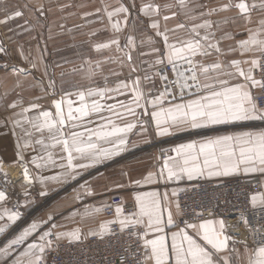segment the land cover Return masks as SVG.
Here are the masks:
<instances>
[{"label":"snow or ice","instance_id":"obj_1","mask_svg":"<svg viewBox=\"0 0 264 264\" xmlns=\"http://www.w3.org/2000/svg\"><path fill=\"white\" fill-rule=\"evenodd\" d=\"M63 7L67 5H61ZM233 10L234 16L221 15ZM35 11L43 16L44 5L40 4ZM134 12L142 13L150 19L149 27L156 37L161 38L163 47H152L150 53L155 59L149 64V68L161 67L151 74L144 70L143 77L136 76L132 79V74L140 70L133 63L132 57L136 42L133 36L127 35L125 43L121 44L119 34L125 29L136 27L138 17ZM164 12L168 14H163ZM254 14L257 16L255 22ZM22 15V10L5 8L0 23L7 24ZM181 15L184 17L183 21L173 28L167 27L170 19ZM213 16H218L219 19H212ZM90 17H95V20ZM83 19L86 24L98 22L102 25V28L89 32V37L96 35L98 31L112 33L107 41L92 45L96 52L114 47L115 51L123 53L124 58L108 56L99 60L87 59L79 68L73 67L67 72L62 70L60 94L51 101L52 110L44 109L36 102L23 107L20 98L7 104V108L20 110L0 119V127H7L8 124L12 126L10 131L16 137L17 148V161L13 163L21 164L27 183L31 184L32 178L25 153L30 149L35 151L36 146L46 155L33 156L31 163L38 168L62 169L55 175L37 177L42 184L55 181L64 185L76 181L78 177L83 178L85 173L90 175L92 171L97 173L93 177L95 180L103 176L98 166L120 156L130 146L137 147L127 138V134L138 126L146 134L150 123L154 124L158 136L219 125H233L239 130L177 144L168 150V153L174 155L162 150L163 164L158 172H149L143 177L147 184L163 180L167 187V182L172 181L187 183L205 177L238 174L247 176L250 173L264 175V127L245 128L241 124L250 121L264 124V0H221L215 6L199 3L198 0H175L174 3L163 5L149 0L142 3L139 9H136L135 0H132L130 6L120 3L119 6L111 7L105 4L94 12H84ZM161 19L165 22L163 27ZM238 19L246 26L253 23L255 26L245 27L246 38L236 41L235 46L222 48L221 42L233 39L235 35L226 31L225 26L236 24ZM82 27L84 25H73L67 31L71 33ZM61 28L63 29V25ZM181 31L187 34L185 38L177 35ZM217 31L222 33L219 38ZM148 42L156 43L151 37ZM0 53L7 55V48L2 42ZM20 54L23 56L22 49ZM213 54L216 59L212 63L196 59ZM228 55L240 58L221 59ZM125 60L129 67V75L125 79H120L121 73L114 70H110L107 75L103 74L104 63L119 62L124 66ZM70 63L72 62L64 61V64ZM85 64L87 69L83 70ZM56 66L63 69V65ZM168 66L176 73V79L169 80L166 72ZM9 67L20 75L29 72L26 68L0 64V68L5 70ZM31 67L35 69L37 64L32 62ZM48 67L45 64L43 68V74L47 77L45 96H57L56 74L54 71L49 74ZM77 74L89 81L88 87L72 79H65L66 76L73 77ZM98 75L102 77V86L94 84ZM109 77H114L116 82L109 85ZM154 77L164 81L163 91L158 94L153 91L154 84L147 92L142 84V81L151 83ZM17 86H20L19 81ZM255 89L259 90V94L254 92ZM7 95V92L4 93L0 100ZM186 96L191 98L186 99ZM42 98L35 97L34 100ZM109 100L115 102L109 103ZM165 102L167 107L164 106ZM32 110H36V114L27 115ZM17 128L20 133L16 132ZM57 148L59 153L54 151ZM38 160L42 163H37ZM4 176L6 179L7 174L4 173ZM132 183L139 186L141 181L134 180ZM80 187L88 196L94 195L89 181H85ZM117 187L124 186L117 184ZM187 191V188L179 187L173 188L170 193L137 191L133 211L125 213L123 204H117L113 218L101 222L97 228H91L86 233L80 227L57 231L60 226L52 224L51 228L39 234L38 239L21 249L37 231L40 223L48 224L53 219L49 215L45 221L31 222L8 240L0 247V256L10 260L11 264H49V255L54 253L51 264H81L71 249L93 238L103 243L105 250L119 264H264V215L256 217L253 223L248 215L250 209L244 207L239 210V218L234 224H227L223 218H207L199 223L186 220L184 226L180 227L177 218L184 215V210L181 208L179 195ZM24 195L27 197V191ZM40 195L46 196L47 192L42 191ZM82 198L79 195L76 197ZM249 199L251 209L258 208L264 213V191L252 194ZM6 200L5 191L0 190V201ZM30 203L25 201L29 206ZM110 207L106 203L85 206L83 213L74 212L72 215L80 214L82 219L91 218ZM0 209V221L5 217L8 221L0 224V233H4L9 224L20 219L22 213L18 202L15 210L6 208L3 204H0ZM200 215L201 213H195V218ZM208 215L212 216V213L209 212ZM241 225L259 238V243L254 248L249 247L247 240L236 239L239 232L229 234L228 229H236ZM173 227L177 230L170 231ZM187 229H192L199 239L189 235ZM63 241H67V244H62ZM62 248L67 250L66 258L60 255ZM0 264H6V261H0ZM103 264H113V260L106 255Z\"/></svg>","mask_w":264,"mask_h":264},{"label":"crops","instance_id":"obj_2","mask_svg":"<svg viewBox=\"0 0 264 264\" xmlns=\"http://www.w3.org/2000/svg\"><path fill=\"white\" fill-rule=\"evenodd\" d=\"M149 0H135L136 9H139L142 3H147ZM153 3L157 4H166V3H174L175 0H152ZM199 3H207L209 6H215L216 3L210 1H200ZM64 5V14H65V35L67 38V47L68 51L73 52L77 50L78 57H73L72 59L69 57L68 61L72 63L68 64L69 70L72 67L79 68L85 60H99L103 59L104 57L112 56V57H120L121 59L124 58L122 52L115 51V48L102 50L101 52H96L92 47L95 43H102L107 41L112 37V33L109 31H98L96 35L89 37L88 33L92 32L94 29L102 28L100 23H92L86 24L85 20L83 19L84 12H94V10L98 7H102L103 5H109L111 7L119 6L120 3L125 4V6H130L132 0H63ZM5 4V3H4ZM34 4V2H32ZM85 5V7H80V5ZM3 6V5H1ZM177 10L178 9H173ZM163 14H168L164 12ZM134 15L138 17L136 22V27L134 29L128 28L121 32V44L125 43V37L127 35H131L134 37L136 42V48L132 51L133 63L137 66V72L132 74V79H135L136 76L143 77L145 75V71L148 68V64L155 59V56L150 54L152 47L162 48L161 38L156 37L155 32L149 27L150 19L144 16L142 13L134 12ZM227 15V14H224ZM231 16V15H229ZM234 16V15H233ZM90 19L95 20V17H90ZM212 19H219L217 16H213ZM184 20V17L178 16L177 18L170 19L167 22V27L173 28L175 24ZM199 22V21H196ZM105 23L107 21L105 20ZM161 26H164L163 19L160 20ZM73 25H84V27L80 29H76L73 32L69 33L67 29L73 27ZM252 25H244L241 19L237 20L236 24H229L225 26L226 31H231L234 33L233 39L224 40L221 42V47L227 49L229 45L235 46L236 41L245 39L246 32L244 31L245 27H254ZM222 33L217 31V38L220 37ZM182 38L186 37V33L181 31L177 33ZM20 37H23L22 35ZM151 37L153 40L156 41L155 44H149L148 38ZM17 39L19 37L17 36ZM143 42V43H142ZM74 44L76 46L74 47ZM72 45V46H71ZM71 46V48H70ZM18 52L20 47L17 48ZM23 54L26 55V47L22 48ZM33 52H41V46L35 45L33 46ZM70 52V53H71ZM81 53V56H80ZM141 53H146V55H141ZM41 54V53H40ZM75 53H73L74 55ZM71 55V54H70ZM25 57V56H24ZM233 58H240L239 56L228 55L227 57H221V59L231 60ZM198 61H202L205 63H212L215 61L216 56L215 54L208 56V57H197ZM19 61L23 64H26V59L20 58ZM38 67L41 68L43 58L36 57L35 60ZM146 62V63H142ZM127 64V61L125 60ZM117 64L119 62H106L103 64V74L107 75L108 66L113 65L114 67L112 70L121 73L120 79H125L128 77L129 72L124 74L123 67H121V71H118ZM121 65V64H120ZM159 66H155L151 68V73L156 70ZM87 69V65H84V69ZM82 70V71H83ZM111 70V68L109 69ZM18 77V76H17ZM19 78V77H18ZM20 79V78H19ZM75 82H79L80 84L84 85L85 87L89 86V81L83 79L80 74L76 76L69 77ZM203 80V77H201ZM116 82L114 77H109V85H112ZM235 82V81H233ZM95 85L102 86L103 80L101 76H97L95 81ZM142 84L145 85L144 90L147 92L148 88H152L154 84L155 87L153 91L157 94L160 91H163V87L160 85V78L154 77L151 83L147 81H142ZM176 91V89H173ZM257 92V89L254 90ZM130 95V94H129ZM26 97V96H25ZM38 97V94L34 95L33 97H26L27 99L23 100V107H28L32 101H35L34 98ZM191 98L189 96L185 97ZM120 99H124V97H120ZM171 97H169V100ZM109 103H114V100H109ZM165 107H167V102H165ZM42 108L52 110V107L49 105H45ZM149 109L151 110V105H149ZM20 109H12L11 111L7 110L4 112V116L0 114V119H3L5 116H9L12 112H18ZM36 114V110H32L27 115L32 116ZM147 118V117H145ZM241 124L245 128H256V127H264V124L258 121H250V122H241ZM11 124H8L7 127H0V161L4 164H13L12 166L16 165L17 163H13L17 161V148H16V137L12 134ZM239 130L236 126L233 125H219L215 126L214 128H205V129H191V130H183L180 132H173L172 134H168L165 136H158L156 135V130L154 124H149L147 126V133H142L140 127L134 128L132 132L127 134V138L137 147H129L128 151L121 153L120 156L115 157L114 159L107 161L104 165L98 166L99 172L103 174L102 177L93 180V177L97 176L95 171H92L91 174L85 173L83 178H77L76 181H70L67 184L61 185L55 181H48L46 184H42L37 177L40 176H51L55 175L56 173L62 171L60 168H52V167H45V168H38L35 164L31 163V159L33 156H44L45 153L41 152L39 146H36L35 151L29 150L25 153V160L29 161L28 166L30 167L31 171H33L36 176L34 179V191L29 188L30 184L25 181L24 178H20L15 183V187L22 193V197H20L21 203V210L22 215L18 221L14 224H9V227L6 229L4 233H0V247H3L4 244L7 243L8 240L14 238L20 231L28 226L33 221H45L48 219L49 215L53 216V219L48 224L40 223L38 225L37 231L33 233L31 237L25 242V245L21 246V249L26 246L27 243H31L34 239H38L39 234L51 228L52 224H57L60 227L57 231H65L71 230L76 227H80L85 233L91 228H97L99 224L105 220H108L106 216H104L103 212L97 214L94 217H85L82 219L80 214L75 216L72 213H83L85 206H100L101 204H105L108 197L117 194L119 195L122 200L129 202L132 201L134 203V197L137 191H159L161 193L168 191L169 193L173 190V188H185L191 182L185 183L184 181H172L167 182V187H165V181L163 180H154L152 184H147L144 182L143 177H145L149 172H158L161 168L163 161L161 164L157 163L159 158L160 148L164 146H170L174 148L177 144L186 143L190 140H198L202 137L206 136H214L217 134H222L226 132H232ZM17 133H20V129H16ZM55 153H59V149L54 150ZM174 155V153H172ZM37 163H42V161H37ZM233 176H243L249 182H259L260 184V191H264V187H262V182H264V175L259 173H250L247 176L243 174L238 175H231V176H222V177H211L206 179L210 180H218L220 178H233ZM203 179V178H201ZM134 180H140L141 184L139 186H135L132 182ZM85 181H89L91 183V187L94 191V195L88 196L84 189L80 187ZM193 182V181H192ZM117 184L123 185L124 187H117ZM4 181L0 178V190H3ZM34 188V187H33ZM25 191H27V197L24 195ZM42 191H46V196H41L40 193ZM77 195L83 197L82 199H76ZM30 201V206L25 204V201ZM84 201V202H81ZM0 204H3L4 207L11 209L4 201H0ZM175 212V209H172ZM2 211V209H0ZM26 215H31V219H27ZM215 219V218H214ZM7 217L4 220L0 221V224L7 223ZM200 222V221H199ZM195 222V223H199ZM176 228H171L170 231H176ZM189 235H193L194 238L199 239L196 237L195 232L192 229H187ZM67 242V241H63ZM169 239V244H170ZM252 248L251 246H249ZM241 251L243 249L241 248ZM0 261H6V264H11L10 260L7 258L0 256Z\"/></svg>","mask_w":264,"mask_h":264},{"label":"rangeland","instance_id":"obj_3","mask_svg":"<svg viewBox=\"0 0 264 264\" xmlns=\"http://www.w3.org/2000/svg\"><path fill=\"white\" fill-rule=\"evenodd\" d=\"M200 1L213 2V0ZM32 2H34V4H32ZM214 2L217 5L221 2V0H214ZM40 4L44 5L45 12L43 16H41L38 11H35V8H37ZM24 5H28V7L25 8L23 7ZM61 5H64L63 0H0V19H3V10L5 8L9 10L19 9L23 12L22 17L14 18L13 20L8 21L7 24L0 23V42H2L7 48V55L0 53V64L7 63L10 66H18L20 68H26L29 70L28 73L20 75L18 73H14L12 71V67H9L7 70L0 68V96H3V94L6 92L8 93V95L4 97L3 100H0V114L2 113L1 115H3L7 110L11 111L12 109L7 108V104L11 103L14 100H17L18 98L22 99L23 101L24 99H27V96L29 98L38 94V97L43 98L32 102H36L42 107L45 105H49L50 107H52L51 101L58 98V95L60 94V72L62 70L66 72L69 70L68 64H64V61L68 60L69 57L71 59L73 57L77 58L79 54V52L77 54V50H74L73 52H71V50V53L68 51V43L65 35L64 7L61 8ZM224 14H227V16H233L235 15V10L228 13H222L221 15ZM256 19L257 16L256 14H254L253 21L255 22ZM253 24V26H255V23ZM61 25H63V29L61 28ZM21 35L23 37H20ZM17 36L19 37V39H17ZM35 45L41 46V54L39 52H33V46ZM18 46L20 47L19 52L17 51ZM75 46L76 44H74V47ZM23 47H26V55L23 54L22 56L20 54V50ZM73 53L75 54L73 55ZM24 56L27 57L26 64H23L19 61V59L24 58ZM41 56L43 58L41 68L38 67V65L37 68H32V62H36V57ZM45 64L49 66V74H51L53 71L56 74L58 90L57 96H45L44 89L47 85V77L43 74V68ZM56 65H63V69L61 67H57ZM117 66L118 71H121V67H123L122 70L124 74L129 72L128 64L125 63L124 66L117 64ZM113 67V65L108 66L107 72L109 73V69L111 68L112 70ZM147 70L149 74H151L149 64ZM65 79L67 80L69 79V77L66 76ZM18 81L20 82V86H17ZM157 163L161 164V162H159V158L157 160ZM12 165L13 164H4L2 162L4 170L3 172H0V178H2L4 181L3 189L7 196V200L4 202L8 206H10L11 209L13 208L9 201L10 192L8 193V191L6 190L9 189L6 188L7 181H9V179L11 178V174H13L14 178H17L13 183H11L14 193L17 194L16 200L21 208L20 197H22V193L15 187V183L18 179L24 178L23 168L21 164L17 162L16 165ZM28 169L29 175L32 178V183L30 184L29 188L34 191V179L36 174L31 171L29 166ZM14 170L15 172L12 173V171ZM4 173L7 174L8 179H5ZM81 202L84 201L81 200ZM31 217V215H26V221L27 219H31Z\"/></svg>","mask_w":264,"mask_h":264},{"label":"built area","instance_id":"obj_4","mask_svg":"<svg viewBox=\"0 0 264 264\" xmlns=\"http://www.w3.org/2000/svg\"><path fill=\"white\" fill-rule=\"evenodd\" d=\"M161 67V66H159ZM187 67V65H184ZM166 72L169 80L176 79V73L172 71L171 66L166 68ZM160 85L163 87L164 81L160 79ZM257 94L259 90L257 89ZM264 102V101H262ZM171 149L170 146H164L160 148L159 162L164 160V157L161 155L162 150L168 153V150ZM171 155L172 153H168ZM3 166L0 164V172H3ZM11 178L7 181L6 189L9 193V201L12 205V208L15 210L17 204L16 196L14 193L12 183L17 178L11 174ZM8 179V177H7ZM12 182V183H11ZM195 185V187L193 186ZM187 192L180 193L179 202L181 208L184 210V215L178 217V223L180 227L184 226V221L190 222H199L202 219L207 218H223L227 224H234L239 218V210L244 207L250 209L248 215L253 223H255L256 217L264 215L261 213L260 209H251L250 205V196L254 193L260 191L259 182L251 183L243 176H233V178H220L218 180L210 179H199L188 184ZM106 204H110L111 207L103 211L104 216L108 219H111L115 215V207L117 204H123L125 213L134 210V203L132 201L126 202L122 198L114 194L106 200ZM19 211L21 208L19 205ZM211 212L212 216H209L208 213ZM195 213H201L200 217L195 218ZM229 234L233 232H239V236L236 239L247 240L249 246L254 248L259 243V238L254 236L248 229H245L242 225L236 229H228ZM66 245L67 242H62ZM71 251L75 252L78 260L81 264H103L104 257L107 255L110 259L113 260V264H119L118 260L111 255L104 248V244L97 242L93 238L85 240L82 244L75 245ZM66 249L61 250V257L66 258ZM55 254L52 253L49 255V264Z\"/></svg>","mask_w":264,"mask_h":264},{"label":"bare ground","instance_id":"obj_5","mask_svg":"<svg viewBox=\"0 0 264 264\" xmlns=\"http://www.w3.org/2000/svg\"><path fill=\"white\" fill-rule=\"evenodd\" d=\"M15 170H16V169H15ZM15 170H14V171H12V173H13V172H15ZM12 175H13V174H12Z\"/></svg>","mask_w":264,"mask_h":264}]
</instances>
